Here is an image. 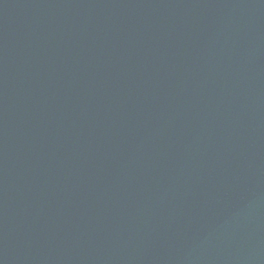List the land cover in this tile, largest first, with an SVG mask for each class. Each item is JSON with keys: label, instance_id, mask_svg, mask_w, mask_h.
<instances>
[{"label": "water", "instance_id": "95a60500", "mask_svg": "<svg viewBox=\"0 0 264 264\" xmlns=\"http://www.w3.org/2000/svg\"><path fill=\"white\" fill-rule=\"evenodd\" d=\"M0 264H264V0H0Z\"/></svg>", "mask_w": 264, "mask_h": 264}]
</instances>
